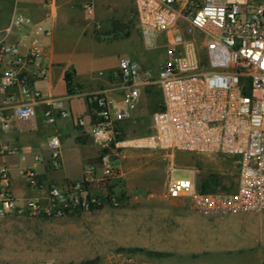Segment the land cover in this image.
Wrapping results in <instances>:
<instances>
[{
    "label": "built area",
    "instance_id": "2783aa9c",
    "mask_svg": "<svg viewBox=\"0 0 264 264\" xmlns=\"http://www.w3.org/2000/svg\"><path fill=\"white\" fill-rule=\"evenodd\" d=\"M85 11L95 15L93 4H86ZM136 20L147 49L166 40L159 70L155 73L128 55L119 57L123 100L104 91L88 94L89 120L78 117L77 124L89 127L93 142L105 150L131 144L236 156L239 180L233 190L201 191L193 178L180 177L171 180L168 196L186 197L205 212L263 209L264 0H136ZM47 34L48 29L23 13L0 11V132L11 131L15 121L33 120L40 109L49 124L73 117L68 98L47 96L38 86L48 75L41 40ZM151 85L163 93L153 132L127 140L120 124L132 118L142 90ZM47 144L49 167L62 168L61 134L51 135ZM16 151L0 147V155ZM112 156L99 155V171L87 163L81 179L48 184L46 196L23 200L14 192L10 169L0 166V217L62 216L107 203L120 205L119 187L111 186L122 178ZM35 160L44 159L36 154ZM18 176L28 188L43 187L32 166H21ZM125 261L138 264L134 257Z\"/></svg>",
    "mask_w": 264,
    "mask_h": 264
},
{
    "label": "rangeland",
    "instance_id": "374dc122",
    "mask_svg": "<svg viewBox=\"0 0 264 264\" xmlns=\"http://www.w3.org/2000/svg\"><path fill=\"white\" fill-rule=\"evenodd\" d=\"M112 1L114 11L106 13L104 18L97 17L101 24L100 28L96 27L97 39L111 44L133 40L140 56L141 52L151 53L153 64L146 67L156 73L167 50L166 40L154 49H147L142 44L136 20V2L134 5L131 0ZM90 2L80 0V9L87 19H94L96 15L88 16L85 11V5ZM108 6L111 7V2L104 8L105 12ZM117 51L106 50L100 58L91 56L89 67L79 66L73 55L65 54L61 62L67 69L78 68L81 78L87 74L88 67V73L94 77L106 78L114 71L113 75L122 80L116 68ZM138 54L134 56L141 61ZM62 85H66L65 81ZM125 94L124 90L121 100ZM76 103L83 107V102ZM162 106L161 88L157 85L144 88L132 118L120 124L124 138L150 135L153 115ZM93 148V145L81 148L68 155L64 167L55 171L60 176V186L65 181L64 169L72 179L83 177L80 158L93 153ZM103 152L113 154L125 184L126 199L118 206L107 203L94 210L62 216L0 217V264H128L125 258L129 257H134L138 264H264V208L205 212L186 197L171 204L165 200L173 178L190 177L198 187L208 185L212 190L234 189L239 180L238 157L219 152L139 148L131 144L119 150L98 146L96 157L88 162L98 171L99 155ZM22 164L18 159L15 173ZM15 179L26 183L24 177ZM15 179L14 192L23 197L24 187L16 184ZM33 195L32 198H37ZM176 213L181 221L169 223ZM135 248L165 255L130 250Z\"/></svg>",
    "mask_w": 264,
    "mask_h": 264
},
{
    "label": "crops",
    "instance_id": "0c3cea01",
    "mask_svg": "<svg viewBox=\"0 0 264 264\" xmlns=\"http://www.w3.org/2000/svg\"><path fill=\"white\" fill-rule=\"evenodd\" d=\"M89 1H91L90 3L95 8L96 16L94 19H87L83 15L80 9V0H28L25 2L21 0H0V11L23 13L29 16L34 23H39L49 30V34L43 35L41 38L45 50L42 65L48 70V75L45 80L38 83V86L47 96L68 98L69 106L73 114L71 118H59L56 124H49L45 121L42 110L40 109L36 118L33 120L28 122L15 121L11 131L0 132V147L5 146L17 150L14 154L5 153L0 155V166L6 165L10 169L13 179L15 177L18 178V170L15 173V166L19 159L23 163L19 168L24 165L32 166L40 174V181L43 184L42 189L33 190L26 187L22 183V180L15 179L16 184H22L25 190L23 197H19L16 194L21 200L32 198L31 196H35L33 195L34 193L37 197L46 196L48 184L58 183L60 180V176L58 177L55 173L56 170H52L47 162L50 156V149L47 142L48 138L54 133L59 132L61 134L62 167L66 164L68 155L81 150V148L95 146L93 153L83 155L80 158L82 167H85L97 155L98 146L93 144L90 128L79 126L77 124V118L83 116L89 120L90 106L88 104V94L104 91L109 96L115 98L116 101H121L124 85L119 77L116 78L113 75L114 71L107 75L106 78L94 77L91 73H88L90 72V68L88 67L90 66L91 56L94 57L93 55H95V57L100 58L106 50L117 49L119 50L117 51L118 59L124 55L137 59L134 56L138 53L136 52V46L133 40L127 39L122 44H111L97 39L96 27L98 29L101 26L97 17L104 18L106 13L113 12V1ZM131 1L135 5L136 0ZM110 2L111 7L108 6L107 12H105L104 8ZM65 54L73 55V60L75 59L79 66H88L85 68L87 74H85L84 78H81L82 75L78 71V68L73 67L67 69L63 66L61 61ZM152 58L151 53L141 52L140 59L142 62L138 61L146 67V65L153 64ZM116 68L118 69V67ZM62 81H65V86L62 85ZM78 100L83 102V107L80 108L77 106L76 102ZM36 154L42 155L44 160L42 162L36 161ZM63 180H77V178L72 179L71 175L64 169ZM175 199L180 198H170L169 196L165 198L169 204L174 203ZM173 221H181L177 213L175 219L169 220V223Z\"/></svg>",
    "mask_w": 264,
    "mask_h": 264
},
{
    "label": "trees",
    "instance_id": "16d2710c",
    "mask_svg": "<svg viewBox=\"0 0 264 264\" xmlns=\"http://www.w3.org/2000/svg\"><path fill=\"white\" fill-rule=\"evenodd\" d=\"M163 107V106H162ZM114 186H118L119 187V190H118V192H117V194H118V197L121 199V201H123L124 199H126V192H125V190H124V186H125V184H124V181H123V179H118L114 184H113V186H111V188L112 187H114ZM201 191H218V190H212V189H210L209 187H208V185H203L202 187H198ZM112 190V189H111ZM231 190H233V189H230V190H223V191H231ZM112 191H114V190H112ZM97 208H100V207H92L90 210H94V209H97ZM80 210H77V211H75V212H79ZM131 251H146L147 253H149V254H151V255H155V254H157V255H165V254H163V253H158V252H153V251H147V250H144V249H141V248H135V249H130Z\"/></svg>",
    "mask_w": 264,
    "mask_h": 264
}]
</instances>
